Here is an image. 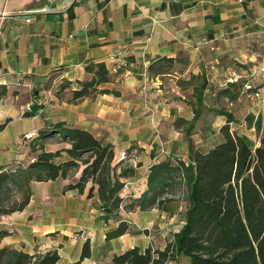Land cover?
<instances>
[{"label":"crops","instance_id":"crops-1","mask_svg":"<svg viewBox=\"0 0 264 264\" xmlns=\"http://www.w3.org/2000/svg\"><path fill=\"white\" fill-rule=\"evenodd\" d=\"M162 58L174 62L167 67ZM98 62L112 76L99 89L109 91L72 101L77 81L92 78L86 67ZM246 82L264 88V0H0V168L29 164L37 154L32 140L63 122L113 144L114 161L122 151L129 154L118 168L135 169L122 178L120 196L128 204L148 190L153 163L164 157L188 162L192 147L207 149L222 139L226 115L204 109L197 116L196 89L204 88L206 107L226 101L237 128L244 113L260 114L243 91L235 100L218 94ZM33 103L39 110L28 116ZM28 133L34 137L26 139ZM44 145L55 152L72 144L56 134ZM70 158L62 151L57 161ZM85 166L80 162L67 177L31 181L26 208L0 214V232H6L0 247L57 250L56 264H112L116 254L136 246L163 249L182 227L183 216L181 227L160 232L157 243L161 219L173 214L123 208L119 215L130 231L107 239L119 217L104 211L97 194L88 196L93 181L83 191L66 190ZM146 228L154 232H140ZM87 241L91 255L82 260ZM167 264L190 260L181 256Z\"/></svg>","mask_w":264,"mask_h":264},{"label":"trees","instance_id":"trees-1","mask_svg":"<svg viewBox=\"0 0 264 264\" xmlns=\"http://www.w3.org/2000/svg\"><path fill=\"white\" fill-rule=\"evenodd\" d=\"M162 60L167 67L174 62V58ZM86 70L92 78L77 81L72 101L109 91L99 89L101 84L112 79L105 63H91ZM242 90L241 85L234 83L220 89L218 94L235 100ZM195 91L197 116L204 109L226 115L227 122L221 127L222 139L207 149L192 147L188 162L178 157H164L153 163L148 173V190L141 197L124 204L120 196L125 184L122 178L134 176L135 169L126 166L118 171L120 162L114 161L113 144L104 143L87 130L59 122L42 130L32 140V151L37 152L33 161L26 166L0 168V214L26 208L31 196V181L67 177L82 162L86 166L81 177L68 184L66 190L83 191L87 183L93 181L88 196L97 194L104 211L119 217L118 226L107 232V239L130 231L129 221L119 215L121 207L143 210L157 207L173 214L178 207L176 197L180 193L187 196L184 223L163 249L150 245L142 250L136 246L116 254L112 264H167L179 261L181 256L188 257L190 264H264V133L260 144L256 145L248 136L232 129L235 122L232 113L223 107L213 109L204 105V88ZM114 93L119 95L118 91ZM38 110L39 106L34 103L26 115H34ZM246 120L259 131L263 127L262 116L250 114ZM56 134L70 141L71 147L55 152L45 150V141ZM62 151H67L71 158L58 162ZM5 233L0 232V242ZM90 255L91 246L87 241L81 259ZM59 259L57 250L31 254L8 246L0 247V264H56Z\"/></svg>","mask_w":264,"mask_h":264},{"label":"rangeland","instance_id":"rangeland-1","mask_svg":"<svg viewBox=\"0 0 264 264\" xmlns=\"http://www.w3.org/2000/svg\"><path fill=\"white\" fill-rule=\"evenodd\" d=\"M263 97H264V95H263ZM226 103L227 102L225 101V104L224 103L219 104V105H221V107L215 106V107H211V108H213V109H219L222 107L224 108ZM253 106H254V109L256 112L260 111V114L258 116L263 117V121H262L263 127L261 128V130L259 131L256 128V126L253 127L254 125L252 127L250 125H248L246 118H247V116H249L250 114H253V113H249V114L244 113L243 116H241L237 119V123L243 124V127L237 128L236 125H234V128H235V130H237L238 132H240L242 134L246 133L245 135L246 136L248 135V137L250 139H252V141L259 143V138L264 133V98L261 101L255 102V104H253ZM211 113L215 115L214 112H211ZM176 198H177V202H175V203H176V205H178V207L175 209V213H173L172 218H169L168 216H166L164 219H161V222L159 223V225L162 226V229L161 230L157 229L155 232L156 233V242H157V238L162 237L160 232L167 231L168 233L172 234L174 229L178 230L182 225L180 221L182 219V216L184 217V214H185L186 209H187V203H188L186 193H180V195ZM152 231H153L152 229L146 228V229L141 230L140 232H144V234H150V233H152ZM168 233L165 234L166 239L169 238ZM152 235H154V233Z\"/></svg>","mask_w":264,"mask_h":264},{"label":"built area","instance_id":"built-area-1","mask_svg":"<svg viewBox=\"0 0 264 264\" xmlns=\"http://www.w3.org/2000/svg\"><path fill=\"white\" fill-rule=\"evenodd\" d=\"M54 87H55V82L47 89V96H52L54 93ZM243 94L245 95V97L250 100L252 103L258 102L263 100V95H264V88L263 87H259L257 85H255L253 82H246L243 86ZM44 102H46V99L44 100ZM34 104V103H33ZM32 104V105H33ZM28 106V110H31V106ZM234 129V127L232 128ZM34 134L33 133H28L25 134V138L26 139H30L33 138ZM130 156L127 152L122 151L119 156L115 159V162H122L125 161L127 159H129ZM121 209H123L121 207Z\"/></svg>","mask_w":264,"mask_h":264}]
</instances>
